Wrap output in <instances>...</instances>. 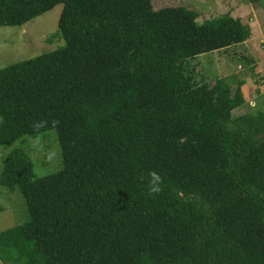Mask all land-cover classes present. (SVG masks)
I'll return each mask as SVG.
<instances>
[{
    "label": "trees",
    "instance_id": "obj_1",
    "mask_svg": "<svg viewBox=\"0 0 264 264\" xmlns=\"http://www.w3.org/2000/svg\"><path fill=\"white\" fill-rule=\"evenodd\" d=\"M59 3L64 44L0 67V145L54 129L61 157L36 176L6 154L27 219L0 230V264H264V110L233 115L241 89L187 67L249 25L151 0H0V26Z\"/></svg>",
    "mask_w": 264,
    "mask_h": 264
},
{
    "label": "rangeland",
    "instance_id": "obj_2",
    "mask_svg": "<svg viewBox=\"0 0 264 264\" xmlns=\"http://www.w3.org/2000/svg\"><path fill=\"white\" fill-rule=\"evenodd\" d=\"M154 10L167 6H185L198 13L197 21L230 14L249 25L251 34L241 43L202 53L187 61L197 83L213 86L224 79L231 94L239 87L244 103L232 111L240 115L264 110V8L253 0H151ZM63 4L38 15L20 26H0V67L64 44L58 31V19ZM1 121V118H0ZM20 149L33 162L34 173L42 176L61 167L60 146L54 129L35 137L21 136L8 145H0V171L6 154ZM27 219L26 204L21 194L0 184V230Z\"/></svg>",
    "mask_w": 264,
    "mask_h": 264
},
{
    "label": "clouds",
    "instance_id": "obj_3",
    "mask_svg": "<svg viewBox=\"0 0 264 264\" xmlns=\"http://www.w3.org/2000/svg\"><path fill=\"white\" fill-rule=\"evenodd\" d=\"M162 183H163V177L155 170H151L149 172V181H148L149 194L152 195L158 194L162 190L161 189Z\"/></svg>",
    "mask_w": 264,
    "mask_h": 264
}]
</instances>
